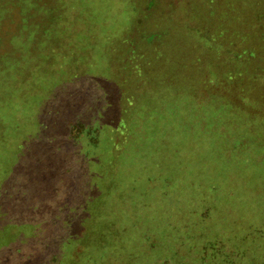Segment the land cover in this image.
Segmentation results:
<instances>
[{"label":"rangeland","instance_id":"obj_1","mask_svg":"<svg viewBox=\"0 0 264 264\" xmlns=\"http://www.w3.org/2000/svg\"><path fill=\"white\" fill-rule=\"evenodd\" d=\"M146 2L0 0V264H264V0Z\"/></svg>","mask_w":264,"mask_h":264},{"label":"trees","instance_id":"obj_2","mask_svg":"<svg viewBox=\"0 0 264 264\" xmlns=\"http://www.w3.org/2000/svg\"><path fill=\"white\" fill-rule=\"evenodd\" d=\"M156 1H158V0H147V2L144 4L145 5V10L148 12L147 14H149V13H151L152 12V10L154 9V8H156L157 7V5L155 6L154 5V3L156 2ZM214 1V0H213ZM211 2V1H210ZM156 4V3H155ZM161 36L162 35V33L161 32H153L152 34H150L149 36H148V38H149V40H152V38L154 39V38H156L157 36ZM214 40H217V38L215 37V39H213V41ZM130 43H131V41H130ZM129 50L131 51V52H129L128 53V56H129V59H132L133 58V56H134V49L133 48H129ZM250 52V51H249ZM230 54H235L234 55V57L236 56V53H234V51L233 52H231ZM249 54H251V53H249ZM253 55H254V53H253ZM128 60V59H127Z\"/></svg>","mask_w":264,"mask_h":264}]
</instances>
